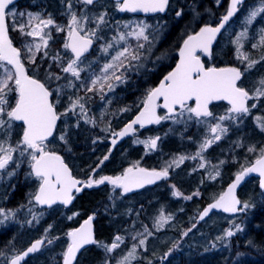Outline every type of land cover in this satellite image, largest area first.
Segmentation results:
<instances>
[{
    "label": "trees",
    "instance_id": "trees-1",
    "mask_svg": "<svg viewBox=\"0 0 264 264\" xmlns=\"http://www.w3.org/2000/svg\"><path fill=\"white\" fill-rule=\"evenodd\" d=\"M72 8L68 9V0H20L18 6L22 9H28L32 12H38L49 16L59 25V21L63 18H68L71 12L77 13L82 11L83 15H91L94 18L101 13H107L105 16L106 24L103 25V31L107 37L108 32L106 30L113 29L116 20L134 19L135 16L121 15L118 12L116 3L112 0H101L93 7H87L80 4L78 0H71ZM260 4V0H247L238 10L233 19H231L228 25L224 28L216 44L214 53L210 59L204 58V61L208 66H236L246 68L247 62L237 59V45L234 43L236 37V31L244 30L243 18L248 15L249 9ZM230 6V0H172L170 10L165 16H155L145 18L149 24H155L156 31L162 32L163 40L158 44V47L154 48L152 56H157L161 52H170L173 56L170 62L159 63L160 66L153 72L150 71H138V79L136 81L128 82L125 85H120L115 92L114 98L109 100V105L104 110L105 105L102 102L94 103L92 105L88 103L87 98L83 95L80 96L78 86L81 85V81L85 78V75L93 69L87 68L84 71V75L81 74V78L77 81L74 77L68 74H64L60 81H54L50 84L51 88L57 87V85H66L68 79L76 85L74 88H65L64 94L60 98V103L57 105L58 111L63 112L68 106V97L72 96L73 99L77 96L83 97L82 102L87 109V116L94 120L93 123H85L84 120H80L79 127H76L77 116L69 113L67 117H62V122L58 129V133L53 140L48 144L49 150L62 154L67 163L72 167L77 177L87 179L90 175L98 179L101 176H116L121 175L127 168L133 165L139 164L140 167L149 169L160 170L170 164L173 160H176L180 156L192 157L200 149V144L208 137L209 124L197 123L195 119L187 120V115L184 118L177 117L186 123H176L173 120H165L163 123L138 131V138H129L122 144L118 145L114 151H111V144L109 142L113 133H117L135 114L143 109V100L150 88L155 87L173 67L176 61V53L179 49L184 38L192 33L199 31L203 25H211L213 27L218 26L222 17L226 14L227 9ZM195 9V11H193ZM86 10V11H85ZM182 10L180 17L176 16L177 11ZM60 18V19H59ZM62 18V19H61ZM207 19V22H206ZM67 19H65L66 21ZM114 23V24H113ZM113 24V26H112ZM161 26V29L159 27ZM165 28H164V27ZM162 30V31H161ZM114 31H109V39L113 42L112 35ZM108 38V37H107ZM52 45L46 49L49 53L47 56L46 64L52 65L50 71L54 73H61L60 67L56 62H51L52 58L59 54L65 60L70 59V54L65 51L63 53L61 48L65 43V35L52 34ZM99 47V46H98ZM97 47L88 61H91V66L100 62L98 55L100 49ZM244 53L248 55L249 59L260 61L250 69V72L242 82V87L253 90L259 85V81L264 78V60H261V56L264 55V49L258 51L257 49L251 50L249 42L246 41V46L243 48ZM159 54V55H160ZM97 56V57H96ZM104 60V57H102ZM62 66V65H61ZM40 73H30L37 78L44 80V71L39 70ZM45 74V73H44ZM264 106L261 103L256 109L244 116L242 120L233 121L232 127H227L228 131L226 135L208 151L202 153L205 159V166L200 168L201 160L185 159L184 165L176 167L173 165L169 168L173 174V181L179 184L182 188L183 185L176 180L180 174L185 176L188 181L192 178H197L200 171H205L214 168L220 171V175L217 179L211 180L203 177L200 188L204 190V196L198 202V208L200 209L204 204L210 200H215L219 193L224 192L227 188V183L233 180L235 175L242 170V167L249 166L255 161L261 154L260 150L264 148V132H262L257 124L256 117L264 119ZM123 109H127L123 111ZM228 106L218 105L213 106V113L216 117L227 113ZM79 112V109H77ZM263 114L260 115V113ZM165 112L161 111V115ZM67 132V143L59 139L60 135ZM4 134H0V138L5 139ZM136 136V137H137ZM160 137L157 141V148L147 149L144 144L138 143L136 139L148 140L149 138ZM95 141V142H94ZM254 147V152H249L248 149ZM108 156V160L100 163L105 156ZM221 161H224L221 164ZM197 167H192V164ZM25 169H26V165ZM99 166V167H98ZM95 170V171H93ZM202 174V173H201ZM22 178H26L25 174H19L14 180H12L13 187H16V201L8 202L9 205H24L29 203L32 199L33 193L36 188V181L34 179L27 178L22 181ZM22 182V183H21ZM189 182V181H188ZM108 187L103 186L99 189L86 190L80 195L75 205L70 210H53L51 212L42 211L44 219L37 228L28 227H12L7 232L0 235V264H7L10 257L19 253L33 240L42 237V228L49 227L51 225V238L56 240L53 246L46 249L49 251L47 255H37L34 259L28 260L25 264H61V255L65 252L67 241L66 235L71 228L79 225V222L96 210V206L108 196ZM164 188V187H163ZM160 189H162L160 187ZM159 188L152 193H142L139 195H131V197L122 198L117 203V208L111 207L113 210L111 213L100 218V222L97 225L98 239L104 243L110 244L116 235H120L124 238L127 249L132 248V244L129 243L133 233L143 231L141 225L143 219L149 215L148 207L144 199L152 197ZM209 193V195H207ZM118 195V194H116ZM240 198L243 202H248L251 208L257 213L254 217V221L249 225L245 245H249V241L253 242L259 252L248 248L242 253H249V255H264V194L259 190L256 181L247 183L242 192ZM24 197V198H22ZM22 198V199H19ZM136 198L140 200L143 205L134 206L132 200ZM146 205V206H145ZM146 209H145V208ZM192 212L191 206H188L186 216ZM74 213H78L74 216ZM72 216V219L68 217ZM154 216V215H153ZM184 219V227L188 228V221ZM175 222L177 218L174 215ZM149 222V221H148ZM185 229V230H186ZM180 230L177 234L180 235ZM136 233V232H135ZM182 233V234H183ZM51 240V239H48ZM128 240V241H127ZM242 240V241H243ZM192 240H188L190 243L187 246L180 248V251L174 254L172 260L179 261L177 264H230L231 258L227 255V251H219L215 249L213 251L208 248H204L202 244L196 246L193 245ZM166 245V244H165ZM237 245V244H236ZM148 247V246H147ZM137 247L138 255L145 257V263L147 256L150 253L149 248ZM238 247V245H237ZM168 248V246H167ZM169 249H162L160 253ZM122 253V252H121ZM120 252L114 253L109 257L108 253L103 248H90L83 253L77 264H103L108 261L110 264H116L124 256ZM159 254V252H158ZM232 257V256H231ZM150 261V260H149ZM153 261V260H151ZM137 261L133 264H145ZM247 264H253L251 260L247 261ZM260 264H264L261 261Z\"/></svg>",
    "mask_w": 264,
    "mask_h": 264
},
{
    "label": "snow or ice",
    "instance_id": "snow-or-ice-1",
    "mask_svg": "<svg viewBox=\"0 0 264 264\" xmlns=\"http://www.w3.org/2000/svg\"><path fill=\"white\" fill-rule=\"evenodd\" d=\"M243 2L244 0H230V6L218 26L205 25L194 35H189L183 41V46L179 49V62L175 68L160 80L158 86L150 88L147 91L143 100V109L135 119L127 124L119 133H113L114 136L123 137L135 131L134 125L144 127L145 124H159L162 120L169 119L176 123H186L187 121L177 119V117L183 118L186 113L188 114L187 120L195 119L197 123H206V118L211 117L217 122L214 125H210L209 130L212 135L200 144L199 151L192 157L180 156L160 170H148L140 167L137 163L127 168L122 175L114 177L101 176L98 179L90 175L86 180H79L72 175L70 168L64 162L62 156L49 150V138H55L54 133L57 130V122L62 117H67L69 113L77 116L76 127H79L80 120H84L85 123L94 124L95 122L87 116L85 104L81 102L83 97L80 96L74 99L72 96H69V103L64 111L59 112L57 110V105L64 94V89L74 88L76 85L71 79H68L66 85H57V87L51 88L50 84L53 81L66 79V77L50 71L52 65H49V70L46 71L43 81L37 78V76L29 75L28 70L22 62L21 50L13 45V41L9 37L7 17L14 15L9 8L10 5L14 4V0H0V69L3 70V75L0 76V132H3L5 135V139H0V171H5L10 164H15V168L7 172L9 177L15 176L21 164L26 160L30 171L25 173V177L35 178L39 182L38 188L29 203L34 201L36 205H46L51 208L55 204L68 206L75 199L74 192L80 193L86 188H92L105 182L113 185L114 188L122 189L123 193L131 192L134 188H142L146 184H153L157 180L167 178L169 168L173 165L179 167L185 159L199 158L201 160L199 167L203 168L205 163L202 153L213 143L219 141L228 131L223 122L226 120H242L244 116L250 113L248 101L264 97V78L259 81L261 86L257 87L255 92L250 95L248 90L238 84L244 75V72L239 68H206L200 56L197 55L198 52L204 53L209 57L212 55V44L216 40L217 34L221 32L225 24L239 10ZM82 3L84 5H92L94 4V0H82ZM217 3H219V0H217ZM67 6L71 10V0H68ZM116 7L120 12L135 13L142 11L144 13H164L169 7V0H116ZM261 14H264V0H260L259 7H255L249 11L246 23L251 25L257 16ZM106 15L107 13H101L95 17L97 28L106 23ZM181 15L182 10L176 12L177 17ZM81 19L87 21L88 17L84 16L80 18L75 12H71L70 21L67 25V40L63 44V47L71 51L73 54L72 58L64 66H61L63 58L59 54L52 58L57 66L60 67L61 72L67 73L77 80L80 79V74L84 70L80 67L83 63L82 58L93 43L92 37L96 35L95 30L85 32ZM35 21H38V23H35L31 27V30L25 32V28L28 25H33ZM28 25L20 24L17 26L13 24V30L18 28L21 35L39 38L40 43L26 45L30 53L28 61L30 64L35 65L34 71L38 74L40 65L37 64L36 54L40 52L42 47L47 48L49 40L52 39L51 32L46 33L44 30L49 26H53L57 32H63L64 27L56 24L51 14L46 19H43L39 13H28ZM127 26L125 25V27ZM147 27V24L137 25L138 30L130 32L128 35H135L137 39L142 37L147 41L148 36L145 35ZM82 32L84 33L83 35L81 34ZM261 32L259 45L253 44V48L258 46L264 47V29ZM246 35L247 29L237 35L234 43L237 45V59L241 60V62L247 61L245 71H248L260 61L249 59L247 54L240 51L243 47L241 39ZM113 39L117 38L114 37ZM118 39L124 40L125 34L121 33ZM112 46L109 43L103 51L107 52ZM138 47L142 48L143 44L138 45ZM44 57H47V52H44ZM139 58L138 54L125 47L112 57V62L104 65L102 72L106 73V75H104L103 81L107 84V88L110 91L113 90L114 84L108 82L109 80L123 82V74L117 75L116 72L120 68L125 67L124 60H129L128 67H131L130 62L139 60ZM261 60H264V55L261 56ZM8 66H11V68ZM109 70H112L110 76L107 75ZM98 83H100V91H103L104 83H101L100 77L91 80V87H88L87 91H93ZM13 93H15L14 96L12 95ZM161 100L162 103H158ZM213 101H227L230 105L227 113L215 117L209 109V105ZM255 107L256 104L251 105V108ZM158 108L166 109L163 116L157 114ZM77 109H79V112H77ZM126 110L123 109V111ZM256 120L260 130L264 132V119L256 117ZM16 122L20 123L17 124ZM16 127L21 129V135L19 140L13 145L8 141ZM59 139L67 143V132L60 135ZM159 139L160 137H155L138 142L143 143L145 148L154 150L157 148V141ZM112 144H116L115 139L112 141ZM248 151L254 152L255 148L250 147ZM14 153H18L19 158H14ZM260 153L254 163L248 167H242V170L236 174L235 181L229 185L227 191L222 193L214 203L209 204L203 210L200 214V220L208 216L213 209H222L227 213H236L243 212L251 207L248 202L242 203L237 198L235 192L244 177L250 173L259 174V187L264 189V148L260 150ZM108 158L106 155L100 163L102 164ZM223 163L224 161H221V164ZM219 175V170H216L215 175H210V179L214 180ZM173 194L176 196L181 195L178 191ZM198 194L194 193L193 195ZM185 198L191 199L192 197ZM77 214L74 213L73 215ZM0 215H3L5 219L8 218V214L5 213L4 209H0ZM11 215H14V213H11ZM68 218L72 219L73 217L70 216ZM170 218V216L166 217L161 214L156 221L157 226L162 227ZM33 219H36V217L33 216ZM93 220L94 216L90 215L79 228L67 233L70 243L63 253V264H74L77 260V254L85 245L95 244L98 247H102L106 253H112L124 242V238L120 235H116L110 245L105 244L103 241H97L93 233ZM0 223H3V221L0 220ZM188 231H191V229ZM239 231H242V229L239 225H236L235 231L231 228L226 229L223 236L217 237V239L225 240L233 237ZM145 232L148 236L152 235L147 226H145ZM187 234V231L183 233L185 236ZM137 235L144 236L143 233H137ZM133 239H136V237H133ZM146 239L147 237L144 236V238L139 239L138 245L133 244L127 255L119 260L117 264H130V260L135 259L137 247L144 246ZM47 242L51 244L53 240H48ZM251 243L249 241V244ZM43 244V239L37 240L26 251L13 256L9 264H21L25 257L30 253L37 252ZM0 255H3V253H0ZM165 255L167 256L168 254L166 253Z\"/></svg>",
    "mask_w": 264,
    "mask_h": 264
},
{
    "label": "rangeland",
    "instance_id": "rangeland-1",
    "mask_svg": "<svg viewBox=\"0 0 264 264\" xmlns=\"http://www.w3.org/2000/svg\"><path fill=\"white\" fill-rule=\"evenodd\" d=\"M256 7H259L256 6ZM255 8V7H254ZM253 8V9H254ZM252 10L251 7L249 9V11ZM11 11L14 13V15H9V22H10V29H11V33H12V37L15 41L16 47L19 48L21 50V54H22V59L23 61L28 65V67H32L33 69L35 68V65H32L29 63L28 61V56L30 55V53L27 50L26 45H31L34 43H40V40L38 37L34 38V37H29L27 35H21L20 31L18 30V28L16 30H13V24L15 25H20V24H24V25H28V13H33L36 14L38 12H32L29 11L27 9H22L20 7H14L11 9ZM21 13H23V15H21ZM41 18L46 19L48 16L41 14ZM76 15L80 18L86 16L82 14V11L79 10ZM248 16V15H247ZM245 16L243 18V28L244 30L247 29V35L245 37H243L241 39V44L243 45V47L240 49V51L242 53H244V47L246 46V41L249 42V45L251 47V50L257 49L258 51H262L264 49V47H256L253 48L252 45L253 44H257L259 45L260 42V37H261V30L264 29V14H261L260 16H257V18L253 21V23L251 25H248L246 23V17ZM70 17L71 14L68 15V18H61L62 20L59 21V25L64 27V31L63 32H57L55 30V27L53 26H49L48 28H46L44 31L47 32H51L52 34H58V35H64L66 36V40H67V32H68V27L67 25L69 24L70 21ZM88 20L85 21L83 19H81V23L84 27L85 32H89V31H96V35L94 36V38L96 40H99V54L98 58L100 63L95 64L93 66H91V64L89 62H86L84 64H81L80 67L83 68L84 70L81 72L82 75H84V71L87 68H91L93 67L92 70H90L86 75H85V79L83 81H81V85L78 86V91L80 93V96H84L85 98H87V102L90 103L92 105V102L94 103H98V102H102L103 105H105L104 110H106V107L109 105L110 102H108L109 100L111 101L112 98H114L115 96V92L118 89V87L120 85H125L128 82L131 81H136L138 79V73L136 74V72L139 70L140 71H150L153 72L155 71L160 64L159 63H163V62H170L173 58V56L170 54V52H161L162 54H158L157 56H152L153 54V50L154 48L158 47V44L163 40V35L162 32L158 33L156 31V27L155 24H149L145 19L143 18H132V19H120L118 18V20H116L115 26H113V29L110 30H106V32L109 31H114V34L112 35V39L114 37H116L117 39H113V42L110 41L111 39H109V36L107 34V37L104 36L105 32L103 31V25H100L99 28H97V23L95 22V18L93 15L87 16ZM60 19V18H59ZM65 19H67L65 21ZM35 23H38V21L33 22V25H28V27L25 28V32L31 30V27L34 26ZM106 24V23H105ZM143 24H147L148 27L145 30V35L148 36V40L145 41L142 37L137 39V37L135 35H128V33L130 32H134L137 29V25H143ZM125 25H128L127 27H125ZM164 27V26H163ZM165 28V27H164ZM159 29H161V26L159 27ZM236 31V35H234V37H237V35H239L242 31ZM162 31V30H161ZM121 33L125 34V39L124 40H119L118 37ZM52 40V39H51ZM51 40H49L48 43V47L52 45ZM111 43L113 46L111 48L108 49L107 52H104L103 49L109 44ZM143 44V47L140 48L138 47V45ZM47 48H41L40 52H38L36 54V61L37 64L40 65V69L39 70H43L44 73H46V71L49 70V65L50 64H46L47 61V57H44V52H46ZM129 48L130 51L135 52L136 54L139 55V60H135V61H131V67H128L129 64V60H124V68H120L116 74L120 75L121 73L123 74V82L120 81H115V80H109L108 82L114 84V88L113 90H109L107 88V84L104 83L103 81V77L104 75H106V73L102 72V69L104 67V65L106 63H110L112 62V57L114 55H116V53L118 51H121L123 48ZM34 50V49H33ZM60 50L63 51V53L65 52L64 47L61 48ZM49 55V53H47V56ZM42 57H44L43 59H41ZM97 57V56H96ZM102 57H104V60H102ZM68 60L70 59H65L61 62V65L64 66L67 64ZM51 62H53V59L51 60ZM91 62V61H90ZM247 62V61H245ZM9 68H11V66H8ZM112 70H109V72L107 73V75H111ZM250 72V70H248V73ZM40 73V72H39ZM42 73V75L45 76V74ZM58 74V73H56ZM64 74L67 73H59L58 75L62 76ZM81 74H80V78H81ZM3 75V70L0 69V76ZM97 77H100V81L101 83H104V88L103 91H100V83H98L95 87V89L93 91H87L88 87H91V80L95 79ZM74 80L77 81L76 78H74ZM54 82V81H53ZM261 85H257V87H260ZM256 87V88H257ZM256 88L253 89V93L255 92ZM13 96L15 95V93L12 94ZM103 97V98H102ZM264 100V97H260L259 99H251L252 104H256L255 108H250V113H252V111L254 109H256ZM14 102V101H13ZM82 102V101H81ZM83 103V102H82ZM85 104H87L85 102ZM217 121L214 122V124ZM230 122L228 120L223 122V125L225 126V123ZM233 123V121H232ZM0 134H4L3 132H0ZM135 135V134H134ZM5 136V135H4ZM2 136V137H4ZM2 139V138H0ZM137 141H143L141 139H136ZM9 143L15 145L16 140L11 136L10 140L8 141ZM139 143V142H138ZM17 154V153H16ZM26 160L24 163L21 164L20 168L17 170V174L15 176H11L9 177L7 175L8 171H12L11 169L7 170L4 173H0V209H4L5 213L8 214V218L5 219L3 215H0V220L3 221V223H0V235L7 232L9 229H11L12 227H19V225L21 227H28V228H37V226H39V224H41V221L44 219V217L46 215L43 214V212L39 209V207L35 204V202L33 201L32 203H27L24 205H9V199L11 198V194L9 191V186L12 182V180H14L19 174L22 173H26L28 172L27 169H25V164ZM27 178H22V181H25ZM22 183V182H21ZM31 210V211H30ZM11 213H14V215H11ZM239 213V212H238ZM236 213V215L238 214ZM33 216L36 217V219H33ZM75 216V215H74ZM31 221V223H29ZM200 225V224H199ZM214 226V220L211 223H206V225H200L197 226L198 227H205L208 228V232H212L214 230H212ZM47 230V231H46ZM41 235L43 238H45L47 241L48 239H51V228L49 227H45L42 228L41 230ZM183 235V234H182ZM180 235L179 237L176 238L175 242L173 243V245H175L177 247V251H180V248L183 247L185 244L188 245L187 241L189 240L188 238V234L185 235ZM56 243V240L54 239L53 242L51 244L48 243V248L53 246V244ZM215 245V241L213 242ZM199 243L197 242H193V245L196 246ZM219 245H216V247H218ZM226 247L225 245H223L222 248ZM229 248V247H228ZM238 248L241 252L246 251L249 247V245H245V243L240 242L238 244ZM251 249V248H250ZM46 251V250H45ZM176 252L173 253L176 254ZM234 254V253H233ZM249 255V253H247ZM137 259V256L135 255V259H131L130 260V264H133ZM240 259L237 258V261H239Z\"/></svg>",
    "mask_w": 264,
    "mask_h": 264
},
{
    "label": "bare ground",
    "instance_id": "bare-ground-1",
    "mask_svg": "<svg viewBox=\"0 0 264 264\" xmlns=\"http://www.w3.org/2000/svg\"><path fill=\"white\" fill-rule=\"evenodd\" d=\"M230 20H231V18H230ZM229 21L226 23V26L228 25ZM206 22H207V19H206ZM203 26H205V25H203ZM192 34H194V33H192ZM192 34H189V35H192ZM189 35H187L184 38V40ZM99 43H100L99 40H95V47L94 48L98 47ZM176 56H177V53H176ZM88 62H90V61H88ZM242 70L244 72H246V74H248V71H245L244 67L242 68ZM262 103H263V106H264V100H263ZM251 105H252V102L250 100V102H249V107L250 108H251ZM263 110H264V108H263ZM261 114H263V112H261L260 115ZM136 115L137 114H135L128 122H126V124L121 128V130L124 129V127ZM161 116H163V115H161ZM61 120H62V118H61ZM164 121L165 120H162L159 124L163 123ZM152 126H154V125H151L149 127H152ZM149 127H145V126L144 127H137V128H135V130L136 129L143 130V129H146V128H149ZM120 131H118L117 133H119ZM131 134H130V136L127 139L123 140L122 142H125L129 138H132ZM225 135L226 134H224L222 137H224ZM119 138H120L119 136L112 135L110 137V139H109L110 144H112V141L114 139L117 142V140ZM141 140H143V139H141ZM143 141H145V140H143ZM122 142H120V143H122ZM141 144H143V143H141ZM115 145H118V144L116 143ZM213 146H215V143H213V145H211L206 151H208ZM111 151H112V149H111ZM58 154H60V153H58ZM60 155L63 156L62 154H60ZM254 162L255 161H253L252 163H254ZM204 163H205V159H204ZM182 165H184V163H181L179 166H182ZM69 167L71 168L73 174L75 175V172L72 169V167L70 165H69ZM192 167L195 168L197 166L193 163ZM215 172H216L215 167L211 168V169H209L207 171H205L203 169L202 171H200V174L198 175L197 178L189 179L188 180L189 182L186 180L187 178L185 179L184 175L180 174L179 176H177L176 180L178 181V183L183 185L184 188H182L179 184H177L176 182L173 181V174L171 172L170 173V177L171 178L169 176L168 177L170 178V181H171L172 185L168 186V187H164L162 189H159V191H157L152 197H150L149 199H144L146 201V204H147V206L146 205L145 206L148 207V212H150V213H149V215L146 216V219L145 218L143 219V224L146 223V225H141V227H140L141 230L143 231L144 236L147 237L146 244L144 246H139V247L144 249L145 247L148 246L147 248H149L150 253L147 256V259H148L146 261L147 263H145V260H146L145 257H144L145 255L144 256L138 255L139 251L136 250L137 259H136L135 263L137 261L143 262L145 264H177L179 262V261H173L172 260V258L174 256L173 253L175 252V250L177 251V247L176 246L173 247L174 246L173 243L175 242L176 238L179 237L180 235H182V233H183V232H181L180 235H179V234H177V232H179L180 230H185L186 229L184 227V219H185V216H186V213H187L188 206H191L192 212L190 213V215L186 216V220L188 221V223H187L188 224V228L185 230V232L186 231L188 232V238L190 240L202 244L204 246V248H208L211 251H213L215 249H219V251H227V255H229V258H231L230 264H247V261H249V260H251L253 264H260L261 261H264V255H261V254L260 255H253V254L252 255H248V254L242 253L239 250V248L237 247V245L240 242L245 243L244 240L247 241L246 240V237H247L246 233L248 232V228H249L250 223L252 222V220L254 219V217H255V215L257 213L251 207H249L248 209H246L243 212H239V213L236 212V213H238L237 215H236V213H227V212H221V211L220 212L211 211L208 216H206L203 220H200V214L203 212V210L209 204L214 203L215 200L218 199V197L215 200H210V201L206 202L201 209H200V207L198 208V202H196V201H200L203 198L204 194H205L204 190L201 189L199 185H201L202 181L204 180L203 177H206V178L210 179V175H215ZM235 177H236V175H235ZM235 177H234L233 180L231 179V181L229 183H227V186H226L227 189H228L229 185L232 184L235 181ZM78 178L80 180H84V179H82L80 177H78ZM217 178L218 177H216V179ZM211 180H213V179H211ZM251 181H256L257 184H258V187H259V183H260L259 182V178L253 177V178H251L248 181V183L251 182ZM242 189L239 192V196H240V193L242 192ZM259 190L262 192V194H264V191H262L260 187H259ZM176 191L180 192L181 195L180 196L174 195L173 193L176 192ZM131 192H128V193H131ZM128 193L116 195L113 191H109L107 198L103 199L96 206V210L93 211L91 214H89L88 216H86L85 218L82 219V222H83L90 215L94 216L95 235H96V240L97 241H99L98 233H97L98 232L97 225L100 222V218H103V217H105V215L111 213L113 211L111 209V207L117 208V206H115V205H117V203L119 201H121L122 198L131 197V194H128ZM194 193H199V194L198 195H193ZM207 195H209V193ZM189 196H191L192 198L191 199H186L185 198V197H189ZM215 196H217V194ZM240 201L243 203L241 198H240ZM140 202L141 201L136 199V198H134L132 200V203H133L134 206H137V205L142 206L143 204L140 203ZM161 214H163L166 217L170 216L171 218L162 227H158L157 224H156V221L161 216ZM174 215L177 218L176 222H175V220L173 218ZM213 220H214V226L212 225L211 227H213L212 230H214V231H212V232H210V231L208 232L209 229L205 228L203 226L196 228L197 226L206 225V223H211ZM193 225H195V227H193ZM236 225H239L240 228L242 229V231L236 232V234L233 237L227 238L225 240H218L217 239V237H222L223 236V234H224L226 229L231 228L233 231H235V226ZM145 226H147V228L151 231L152 235H150V236L147 235V233L145 232ZM77 227L78 226H76L74 228H71L68 232L74 230ZM189 229H191V231H188ZM135 232L133 233V236L136 237V239H133V237H131V240L129 241V243H131L132 245L133 244H137L138 245L139 239L144 238V236H138L137 235V231H135ZM139 233H141V232H139ZM41 239H44L46 241V244L39 252H37L33 256H31V259L32 258L34 259V257H36L37 255H41V254L47 255L49 253V251H45L46 249H48L47 240L45 238H42V237H41ZM66 241H67V245H68L70 243V238L67 235H66ZM214 241H215L216 245H219L218 247H216V245L213 243ZM105 244H107V243H105ZM189 244L190 243H188V245ZM31 245H32V242L29 243L25 247V249H23L22 251H20L17 254H20L21 252H23L24 250L29 248ZM67 245H66V248H67ZM223 245H225L226 247L222 248ZM127 246L125 245V242H123L118 249L114 250L112 253H108L109 257H111L116 252L117 253L118 252H120V253L122 252L121 253L122 256H124V255L126 256L128 251L130 250V249L125 248ZM167 246H168V248H167ZM184 246H187V244H185ZM249 247L253 251L256 250L257 252H259V250L257 249L256 245L253 242L251 244H249ZM90 248L93 249V248H102V247H98L97 245L93 244L90 247H88L87 249L83 250L75 264H77L79 262V260H80L81 256L83 255V253L85 251H87L88 249H90ZM163 248L164 249H169V250L160 253V251ZM170 249H171V251H170ZM65 251H66V249H65ZM158 252H159V254H158ZM166 253L168 254L167 256L165 255ZM238 253H239V255H237ZM13 256H15V255H13ZM12 257L9 258L7 264H9V261H10V259ZM61 258H62L61 259V264H63V255H61ZM237 258H239L240 260L237 261ZM151 260H153V261H151ZM103 264H110V263H108V261H107L106 263H103Z\"/></svg>",
    "mask_w": 264,
    "mask_h": 264
},
{
    "label": "flooded vegetation",
    "instance_id": "flooded-vegetation-1",
    "mask_svg": "<svg viewBox=\"0 0 264 264\" xmlns=\"http://www.w3.org/2000/svg\"><path fill=\"white\" fill-rule=\"evenodd\" d=\"M78 2L80 3V4H83L82 3V1H80V0H78ZM97 3H95L94 5H84V6H87V7H93V6H95ZM18 5H16L15 7H17ZM19 7V6H18ZM28 10V9H27ZM86 11V10H85ZM90 15H91V13H90ZM87 16V15H86ZM89 16V15H88ZM90 17V16H89ZM82 34H84L83 32H82ZM58 35V34H57ZM64 35H65V33H64ZM93 39H95L94 37H92ZM96 40V39H95ZM65 41H66V36H65ZM15 42V41H14ZM97 49V47L96 48H94V50H96ZM94 50L92 51V53L90 54V55H88V56H85V57H83L82 59H83V63L82 64H84V63H86V62H88V60L90 59V56L93 54V52H94ZM65 51H67L70 55H71V57L73 56L72 55V53L70 52V50H66L65 49ZM212 56V55H211ZM211 56L209 57H206V58H208V59H210L211 58ZM177 60V59H176ZM23 61V60H22ZM23 63H24V65H25V67H26V69L28 70V73H29V75H32L31 73H30V71L31 72H33V73H35V71H34V69L32 68V67H28V65L23 61ZM90 63V62H89ZM223 67H232V65H228V66H223ZM233 67H236V66H233ZM237 68H239L240 70H242V68L241 67H237ZM243 71V70H242ZM244 72V71H243ZM249 74V73H248ZM248 74H246V72H244V76H243V79H242V82H243V80H244V78H246V76H248ZM164 77V76H163ZM162 77V78H163ZM161 78V79H162ZM242 82L240 83V85H242ZM158 85V84H157ZM156 85V86H157ZM155 86V87H156ZM246 89V88H245ZM246 90H248V89H246ZM249 91V93H250V95L253 93V90H248ZM250 101V100H249ZM226 105V106H228V108L230 107V105H228L227 103H225V102H217V103H214L212 106H211V111L213 112V106H218V105ZM194 106V105H193ZM57 110H58V108H57ZM161 111H163L161 108H160V115H161ZM140 112V111H139ZM138 112V113H139ZM137 113V114H138ZM214 114V113H213ZM187 115V113L185 114V116ZM225 115V114H224ZM214 116L216 117V114H214ZM181 118V117H180ZM184 118V117H183ZM207 119V124H209V126H208V128L207 129H209L210 128V125H214V122L216 121L215 119H212L211 117H209V118H206ZM61 122H62V120L60 121V124H61ZM17 124H19V122H16ZM206 123H204V124H206ZM60 126V125H59ZM154 126H157V125H154ZM154 126H152V127H154ZM232 127V121H230V122H227V123H225V127ZM149 128H151V127H149ZM146 129H148V128H146ZM139 130H141V129H136L132 134H131V137L132 138H138V131ZM135 134V135H134ZM20 135H21V129L19 128V127H16L15 129H14V131H13V133H12V137L17 141V140H19V138H20ZM211 132H210V130H209V132H208V137L207 138H210L211 137ZM137 136V137H136ZM223 138V137H222ZM221 138V139H222ZM140 139V138H139ZM220 139V140H221ZM219 140V141H220ZM219 141H216L215 142V145L216 144H218V142ZM138 142V141H137ZM123 143V142H122ZM122 143H120V144H122ZM120 144H118V145H120ZM118 145H113V144H111V149H112V152L114 151V149L118 146ZM158 145V144H157ZM213 145V144H212ZM14 155V158H19V154L17 153H14L13 154ZM26 169L28 170V172L30 171V168H29V165H28V163H27V161H26ZM15 168V164H10L9 165V167H8V169L7 170H9V169H11V170H13ZM142 168H145V167H142ZM146 169H149V168H146ZM7 170H5V171H0V173H4V172H6ZM170 173L171 172H169V177H170ZM122 175V174H121ZM116 176H118V175H116ZM114 177V176H113ZM166 178V179H164V180H162L161 182H159V183H157L156 185H154V186H147V187H145L144 189H142V190H140V191H137V192H131V193H128V194H131V195H133V196H135V195H139V194H142V193H152L154 190H156V189H160V187L161 188H163V187H168V186H171L172 185V183H171V181H170V178ZM30 179H34L35 181H36V188H35V191H34V193H33V195L35 194V192H36V190H37V188H38V181L35 179V178H30ZM86 180V179H85ZM171 183V184H170ZM103 186H106V187H108L107 189L109 190V191H113L115 194H118V195H120V194H125V193H123V191H122V189H120V188H114V186L113 185H111V184H109L108 182H105L104 184H101V185H98V186H94V187H92V188H86V189H84L81 193H79V194H77V195H75V197H76V200H77V198L80 196V195H82L83 193H84V191H86V190H94V189H99V188H102ZM16 187H13V183L11 182V184H10V186H9V191H10V193L9 194H11V198L9 199V201L10 202H13L15 199H17L16 197ZM226 190H227V188L224 190V192H226ZM224 192H222V193H224ZM222 193H219L218 195H217V197L219 198V196L222 194ZM22 198H24V197H22ZM22 198H19V199H22ZM18 200V199H17ZM76 200H75V203H76ZM16 203V201H14L13 202V204H15ZM75 203H74V205H75ZM38 207H39V209L41 210V211H46V212H51V211H53V210H59V209H64V210H70L71 208H65V207H63V206H61V205H57V206H55V207H53V208H49V209H45L44 207H41V206H39V205H37ZM76 216V215H75ZM82 222V220L79 222V223H81Z\"/></svg>",
    "mask_w": 264,
    "mask_h": 264
},
{
    "label": "water",
    "instance_id": "water-1",
    "mask_svg": "<svg viewBox=\"0 0 264 264\" xmlns=\"http://www.w3.org/2000/svg\"><path fill=\"white\" fill-rule=\"evenodd\" d=\"M19 0H14V4L15 3H17ZM80 1H82V0H80ZM98 1H100V0H94V4L95 3H97ZM114 2H116V0H113ZM246 0H244V2H245ZM243 2V3H244ZM170 3H171V0H169V7L166 9V11L164 12V13H144V12H142V11H137V12H135V13H133V12H120V13H122V14H126V13H128V14H131V15H135V16H142V17H151V16H156V15H166L167 13H168V11H169V8H170ZM13 4V5H14ZM94 4H92V5H94ZM13 5H10L9 6V8L11 7V6H13ZM7 11V10H6ZM7 22H8V18H7ZM9 25V24H8ZM221 31H222V29H221ZM221 33V32H220ZM220 33H218L217 34V37H216V40L215 41H213V44H212V53H213V50H214V48H215V45H216V42H217V40H218V37H219V35H220ZM82 34V33H81ZM195 34V33H194ZM194 34H192V35H194ZM83 35V34H82ZM9 37H10V39H12L11 38V35H10V29H9ZM187 39V38H186ZM93 40V43H92V45H91V47L89 48V50H88V52L87 53H85V55H84V57L85 56H88V55H90L91 53H92V51H93V49H94V47H95V40L94 39H92ZM13 41V40H12ZM13 45H14V42H13ZM15 46V45H14ZM183 46V43H182V45H181V47ZM180 47V48H181ZM71 52V51H70ZM200 54H201V52H198L197 53V55H199L200 56ZM204 54V53H203ZM73 55V54H72ZM204 55H206V54H204ZM201 58V57H200ZM201 61L203 62V60H202V58H201ZM179 62V51H178V56H177V61H176V63H175V65L173 66V68H172V70L175 68V66H176V64ZM204 63V62H203ZM204 65H205V63H204ZM206 67V66H205ZM207 68V67H206ZM242 78H243V76H242ZM242 80V79H241ZM240 83V81L238 82V84ZM159 85V84H158ZM157 85V86H158ZM158 102H160V101H158ZM217 102H225V103H227L228 104V102L227 101H213L210 105H209V109H210V111H211V106L214 104V103H217ZM161 103H162V100H161ZM190 103H192V102H190ZM248 104H249V101H248ZM164 110H166V109H164ZM157 114L159 115V112H158V109H157ZM138 115V114H137ZM136 115V116H137ZM135 116V117H136ZM135 117L133 118V119H135ZM132 119V120H133ZM131 120V121H132ZM130 121V122H131ZM59 122L60 121H58L57 122V128H58V125H59ZM129 122V123H130ZM20 123V122H19ZM128 123V124H129ZM151 125H155V124H145L144 126L145 127H149V126H151ZM134 127V129L135 128H137V127H140L139 125H134L133 126ZM57 131V130H56ZM56 133V132H55ZM55 133H54V135H55ZM130 134L131 133H129V134H127V135H125V136H123V137H120L118 140H117V144H119L120 142H122L123 140H125V139H127L129 136H130ZM52 137H50L49 138V140L51 139ZM59 155V154H58ZM61 156V155H60ZM62 158L64 159V157L62 156ZM64 162H65V159H64ZM66 163V162H65ZM67 164V163H66ZM68 165V164H67ZM68 167H69V165H68ZM70 168V167H69ZM70 170H71V168H70ZM71 172H72V170H71ZM72 175L74 176V174H73V172H72ZM75 177V176H74ZM253 177H255V178H259V182H260V177H259V174L258 173H250V174H248L247 176H245L244 177V179L241 181V183L237 186V188H236V192H235V194H236V196H237V198L239 199V192H240V190L248 183V181L251 179V178H253ZM76 178V177H75ZM168 178V177H167ZM78 179V178H77ZM166 179V178H165ZM162 180H164V179H161V180H157L155 183H153V184H146V185H144V187H142V188H134L133 190H132V192H137V191H140V190H142V189H144L145 187H147V186H154V185H156L157 183H159V182H161ZM262 191H264V189H261ZM75 193V192H74ZM75 203V199L72 201V203L70 204V205H68V206H65V207H71L73 204ZM55 205H57V204H55ZM55 205H53V206H55ZM41 206V205H40ZM52 206V207H53ZM42 207H46V208H49L48 206H46V205H43ZM212 211H218V212H224L222 209H213ZM84 222V221H83ZM83 222L77 227V228H79L82 224H83ZM77 228H75V229H77ZM93 233H94V237H95V239H96V235H95V226H94V220H93ZM37 240H41V239H37ZM37 240H35L34 242H36ZM44 240V239H43ZM34 242H32V244L34 243ZM45 244H46V241L44 240V244L41 246V248L37 251V252H39L44 246H45ZM91 245H93V244H89V245H85L84 246V248H82L81 250H80V252L77 254V260H78V258H79V256H80V254L82 253V251L83 250H85V249H87L88 247H90ZM27 250V249H26ZM26 250H24V251H26ZM23 251V252H24ZM37 252H34V253H30L27 257H25V259L21 262V264H23V263H25L27 260H29L30 258H31V256H33L35 253H37ZM22 253V252H21ZM77 260L74 262V264L77 262Z\"/></svg>",
    "mask_w": 264,
    "mask_h": 264
}]
</instances>
